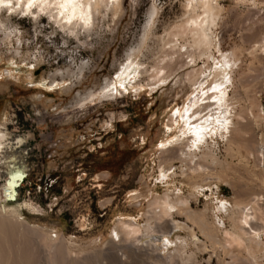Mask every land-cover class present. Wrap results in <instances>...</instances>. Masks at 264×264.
Masks as SVG:
<instances>
[{
    "label": "rangeland",
    "instance_id": "obj_1",
    "mask_svg": "<svg viewBox=\"0 0 264 264\" xmlns=\"http://www.w3.org/2000/svg\"><path fill=\"white\" fill-rule=\"evenodd\" d=\"M188 1L120 0L76 36L45 14L2 11L0 264H264V0H212L210 58L185 32L202 15ZM140 45L143 73L104 96ZM227 58L220 87L215 70ZM62 76L54 91L38 84ZM204 121L205 140L192 146L187 130ZM13 171L25 180L7 202ZM166 197L183 200L190 219L176 209L154 218ZM244 205L256 210L258 236L239 230ZM118 219L151 234L111 236ZM154 237L174 243L150 246Z\"/></svg>",
    "mask_w": 264,
    "mask_h": 264
},
{
    "label": "bare ground",
    "instance_id": "obj_2",
    "mask_svg": "<svg viewBox=\"0 0 264 264\" xmlns=\"http://www.w3.org/2000/svg\"><path fill=\"white\" fill-rule=\"evenodd\" d=\"M49 2H52V0H49ZM85 2H87L89 4L88 11H89V15L91 16V20H92L91 25L88 28H84V26L82 24L79 27H77L76 21H73L72 24H67L65 17L60 16L59 12L55 8H48L45 11L41 12V10L38 6L36 8L31 9V10H28V11L30 12V14H29L30 16L38 15L40 18H41L42 14L43 15L45 14L46 16H48L49 19H51V21L53 23H55L57 25L58 28H60L63 31L75 33V36H76V35H78V33L80 31H89L90 29L93 28L94 18L96 15H100L103 11H106L108 9H109L108 11L112 12V14L115 15L117 13L118 9L120 8V0H85ZM188 2H189L188 7L191 11H196V9L200 8V9H202V15L198 14V15H195V17H192L187 22L186 26L184 27L185 32H188V34L191 35V36L190 35L189 36L192 37V40H193L192 46L199 48V49L201 48L203 50V52H206L207 58H210L211 55H210L209 51H210L211 46L213 45L211 33H212L213 25L216 24V20L218 17V13L215 12L217 9V4H216V2L213 4L212 0H190ZM3 10L9 11L8 9H3ZM3 10H0V16H1V13ZM24 10H26V9H22L20 12H23ZM155 15H156V9L154 10V12L150 13L148 22H146L148 25H145V26H147V29L145 30V33L143 34L142 41H141L142 43H140L141 45L142 44L144 45L146 39H148L149 31L151 30L150 28L154 22ZM182 26H184V25H182ZM141 45L139 47H137V50H134L132 53L130 52V54L128 53L125 65H123L121 67L118 74L116 75L115 79L117 81L113 80L111 87H110V85L108 86V83L105 85L103 92H102L104 96L105 95L113 96L117 93L116 82L122 86L126 85V84L130 85V83L133 80L138 78L143 73L140 70L142 63L141 62H135V58H137L138 53L141 51L140 50L142 47ZM182 47L183 46L181 45V48ZM172 50L170 48V51H172ZM179 50H180V47H179ZM180 52H181V50H180ZM225 59H226V56H225ZM227 60H228V58H227ZM228 62H229V60L228 61H225V60L221 61L220 63H218L216 70H215L216 71L215 75L217 77H219V80H220V87H221V85L224 84V81L226 78V68L229 65ZM80 68H79L78 73L82 74V69H80ZM161 71H162V69L159 68L156 71L154 78H158L160 75L162 76V74H164V73H161ZM158 79H160V78H158ZM152 80H154V79H152ZM38 84H39V86H41L43 88L54 91V89H58L59 87L65 86V79L62 76L61 84H60V83L56 82L54 77H51L48 83H45L42 80ZM135 88L139 89L140 85H137ZM219 88H216V89L214 88V90L219 91ZM222 96H224V95H222ZM211 97L212 98L217 97L219 102H221V99L223 98V97L221 98L220 91H219L218 95L213 94ZM86 98H88V97H86ZM77 102H80V101L78 100ZM211 124H213V123H211ZM225 124L226 123H224L222 125L224 128L226 126ZM222 126H220V127H222ZM208 127H209V123L205 122V121L200 123V124L195 123V125H193V127H192V130L190 128L187 130L189 132V134H191V137L187 138L186 141L191 143L192 146H195V147L199 146L201 144V142L205 140V132H206V129ZM214 130H215V128L213 129V131ZM187 131H186V133H187ZM181 136L184 137L185 132ZM2 138H4V133H2L0 131V153L2 152L1 151V149H2V141H1ZM161 146L164 147L165 144L163 143ZM160 176L163 177L164 174L162 173ZM22 179L23 178L20 175V171H13L10 173V178L8 180V183H6L4 185V195H5V198H7V202H15V188L17 187V184L19 181L21 184ZM132 199H135V196H133ZM167 199H168V197H166V199L164 198V200L160 204H158V206H156V208H159L158 213H155L156 208H154L152 210L151 213H152L154 218H156L158 220H162L164 218L170 217L172 209H176V212L178 214H183V215H185V217L187 219H190V216L187 215V211L189 208L187 207V205L183 206V203H184L183 200L178 199L176 202H171V201H168ZM220 204H221V206H220V208H218V210L220 209L224 212H229V209L226 208V206L223 202L222 203L220 202ZM245 209H246V205H244L243 210L242 209L239 210V214L241 215V218L239 220V226H238L239 230L242 234H248L246 229H249L250 231H252V234L254 236H258L259 230L253 224V222H255L257 220L256 214H255L256 210H255V208L250 207L248 209V211H250V212H248V211L245 212L244 211ZM4 211H6L7 213L12 214V215L16 214V212L14 211L13 208H11V209L7 208ZM262 215H264V213L261 211V216ZM17 218L19 219L18 216H17ZM116 222H117L116 227L111 231V236L122 235L123 240L133 239V237L137 236L138 234H141L143 236L141 227L135 221L118 219ZM198 222L201 225L200 227H202L201 229H202L203 234H205V236H207L208 238L212 239L213 238V231L211 229H208L205 225H203V223H200V221H198ZM175 226H176V228L178 227L177 224H175ZM165 227L168 228L167 223H165ZM144 233H145V235L143 237H148L151 234V231L149 230V228H146L144 230ZM167 234H169V232H167ZM192 237L195 238V236L193 234H192ZM154 239H158V238L154 237ZM134 240H136V239H134ZM5 242H6V240H5ZM7 243H5V244H7ZM157 243H160L161 247L168 249L169 246L174 242L169 238L165 239L164 237H161L160 240L158 239V242L157 241L152 242L150 240L149 245L150 246H152V245L156 246ZM181 247L184 248V245L182 242H181ZM9 252H10V249H9ZM4 255H6V254L4 253ZM3 258H5V256Z\"/></svg>",
    "mask_w": 264,
    "mask_h": 264
},
{
    "label": "clouds",
    "instance_id": "obj_3",
    "mask_svg": "<svg viewBox=\"0 0 264 264\" xmlns=\"http://www.w3.org/2000/svg\"><path fill=\"white\" fill-rule=\"evenodd\" d=\"M41 12L48 8H55L60 16L65 17L67 24H72L76 21V26L79 27L81 24L84 28H88L91 25V16L89 15V4L85 0H0V10L8 9L12 13L21 11L23 15H29L33 8L38 7ZM73 35L75 33H72Z\"/></svg>",
    "mask_w": 264,
    "mask_h": 264
},
{
    "label": "built area",
    "instance_id": "obj_4",
    "mask_svg": "<svg viewBox=\"0 0 264 264\" xmlns=\"http://www.w3.org/2000/svg\"><path fill=\"white\" fill-rule=\"evenodd\" d=\"M25 180V177L21 180V183ZM18 188V187H17Z\"/></svg>",
    "mask_w": 264,
    "mask_h": 264
},
{
    "label": "snow or ice",
    "instance_id": "obj_5",
    "mask_svg": "<svg viewBox=\"0 0 264 264\" xmlns=\"http://www.w3.org/2000/svg\"><path fill=\"white\" fill-rule=\"evenodd\" d=\"M33 2H35V0H33Z\"/></svg>",
    "mask_w": 264,
    "mask_h": 264
}]
</instances>
